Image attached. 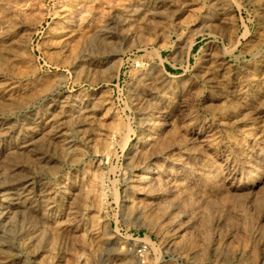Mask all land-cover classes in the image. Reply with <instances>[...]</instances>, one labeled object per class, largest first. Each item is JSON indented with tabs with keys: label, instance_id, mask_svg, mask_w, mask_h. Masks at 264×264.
Instances as JSON below:
<instances>
[{
	"label": "rangeland",
	"instance_id": "374dc122",
	"mask_svg": "<svg viewBox=\"0 0 264 264\" xmlns=\"http://www.w3.org/2000/svg\"><path fill=\"white\" fill-rule=\"evenodd\" d=\"M0 264H264V0H0Z\"/></svg>",
	"mask_w": 264,
	"mask_h": 264
},
{
	"label": "bare ground",
	"instance_id": "6f19581e",
	"mask_svg": "<svg viewBox=\"0 0 264 264\" xmlns=\"http://www.w3.org/2000/svg\"><path fill=\"white\" fill-rule=\"evenodd\" d=\"M51 132V131H50ZM53 132V131H52ZM60 133V132H59ZM57 134V133H56ZM53 135H54V133H53ZM55 136V135H54ZM58 136H59V134H58ZM159 170V169H158ZM157 170H153V168H150V169H148L147 171H146V175H145V177L144 178H149L148 176H152L155 172H156ZM160 171V170H159ZM151 178V177H150ZM20 189H22V188H20ZM24 189V188H23ZM23 191V190H22ZM22 191H20V192H22ZM25 192V191H24ZM139 261V260H138Z\"/></svg>",
	"mask_w": 264,
	"mask_h": 264
}]
</instances>
